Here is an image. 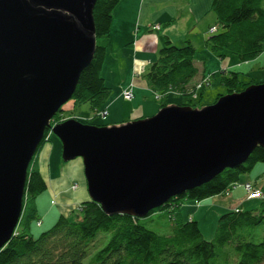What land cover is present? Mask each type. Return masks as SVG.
I'll return each mask as SVG.
<instances>
[{"label": "water", "instance_id": "obj_1", "mask_svg": "<svg viewBox=\"0 0 264 264\" xmlns=\"http://www.w3.org/2000/svg\"><path fill=\"white\" fill-rule=\"evenodd\" d=\"M96 1L0 0V249L18 226L47 129L65 162L83 158L90 199L109 215L143 217L264 148V82L202 109L172 105L126 125L52 127L96 52Z\"/></svg>", "mask_w": 264, "mask_h": 264}, {"label": "trees", "instance_id": "obj_2", "mask_svg": "<svg viewBox=\"0 0 264 264\" xmlns=\"http://www.w3.org/2000/svg\"><path fill=\"white\" fill-rule=\"evenodd\" d=\"M119 2L96 1L93 17L99 41L92 62L83 69L70 100L76 105L89 103L93 111L106 110L111 95L102 76L107 52L103 40L110 34L113 11ZM212 9L220 29L206 42L210 50L221 59L226 53L234 54L240 63L253 62L263 54L264 0H213ZM196 52L190 41L176 46L167 39L146 74L150 89L164 97L174 92L187 96L197 93L190 88L199 73L195 66ZM222 76L227 94L244 91L250 85L244 84L242 88L240 75L235 71ZM55 115L51 125L59 123L63 113ZM49 136L50 130H47L36 154ZM36 160L28 168L29 205L24 212L25 226L0 249V264H264V199L258 208L221 214L215 238L209 241L203 237L198 221H185L180 214L183 202L225 195L238 185L243 175L252 172L259 162L264 163L261 146L251 153L247 162L236 168L227 167L206 184L154 209L148 217L159 211L170 219L171 229L166 235L142 225V218L108 215L91 199L81 204L75 219L60 215L48 230L38 236L32 234L30 222L38 218L34 201L48 187Z\"/></svg>", "mask_w": 264, "mask_h": 264}, {"label": "crops", "instance_id": "obj_3", "mask_svg": "<svg viewBox=\"0 0 264 264\" xmlns=\"http://www.w3.org/2000/svg\"><path fill=\"white\" fill-rule=\"evenodd\" d=\"M212 6L213 0H120L113 11L110 34L103 40L107 52L102 76L111 89L115 88L107 101L108 115L104 124L118 126L120 123L157 114L159 108L147 100L149 92L146 89L150 87L146 74L150 65L157 61L159 50L167 39L176 46H182L190 41L199 52L195 54V66L198 67L199 73L193 82L219 70L220 65L216 59L219 55L210 51L206 45L211 36L210 27H218L217 16ZM201 54L206 55V60L202 59ZM131 86L134 97L128 102L123 100L124 103L119 102L123 90ZM125 107L128 111L124 112ZM61 154L60 142L57 143L52 138L36 158L38 169L48 185L46 192L36 200L38 217L42 220V228H37L38 230L35 228L37 231L48 230L60 215H69L79 204L89 200L86 178H83L82 160L77 159L65 164ZM249 176L250 174L245 176L244 184L249 182L247 181ZM75 183L78 184L77 190L72 189ZM254 183L262 188L260 183L256 181ZM244 184L239 182L230 190L228 196L217 195L228 199L219 203L224 212L236 208L245 209L243 205L250 200L247 201ZM46 203L49 206L51 203L57 211H54V207L46 209ZM184 205L193 203L186 201ZM187 210L184 209L183 214H186ZM182 211L183 208L181 213ZM30 231L34 235L37 233L32 228Z\"/></svg>", "mask_w": 264, "mask_h": 264}, {"label": "rangeland", "instance_id": "obj_4", "mask_svg": "<svg viewBox=\"0 0 264 264\" xmlns=\"http://www.w3.org/2000/svg\"><path fill=\"white\" fill-rule=\"evenodd\" d=\"M156 27H159V26L156 25ZM214 27H217V26H214ZM218 27H219V25H218ZM218 27H217V31H218ZM219 29H220V27H219ZM217 31H214L213 27H210L209 33L212 34V33H216ZM178 46H180V45H178ZM198 53L199 52H197V54ZM226 54H227L226 57L222 58V59L220 57H216V59L219 62L220 68H219V70L214 72L215 74L210 73V76L209 75L202 76L201 79H203L204 77L210 79V82L207 86H204L202 89H198L197 86L201 82V80L191 83L190 88H193L194 92H198V93H195V94L193 93L190 96L189 95L187 96V95H182V94L181 95L176 94L174 92V93H170L168 96L164 97L161 93H159V94L155 93L153 90L147 88L146 90L149 92V94H148L149 97H147V100L148 101L150 100V102L154 103L159 108L157 114L163 108L170 107L172 105L179 106V107L189 106L191 108L193 107L196 109H202L203 107L213 105L215 102H217L219 99H221L223 97V95L227 94V87L224 84H222V77H223L222 75L226 72H233V71L238 72L240 75L241 81H242V86H243L242 88H244V84H250L247 86V87H249L251 85H255V84H259V83L264 82V52L259 58L255 59L253 62L251 61V62H243V63H240L238 58L234 54H229V53H226ZM201 56H202V59L206 60V55L201 54ZM228 62H229V64H228ZM129 89L130 90L133 89V86L127 88L126 90H123L124 92L122 94V99L119 100V102H121V103H124L123 101L128 102L129 100H131L134 97V91L131 90L133 96H131L127 99L125 98V93H127L129 91ZM112 90H115V88L111 89V91ZM125 111H128L126 107H125L124 112ZM58 113H61V114L63 113L64 116L62 115L58 118L59 123H57V124H62L65 121L76 119L84 125L87 124V125H92V126H96V127L97 126H99V127L117 126V125H108V124L106 125L103 123L105 121V119H107V115H108L107 109L103 110V111L102 110L93 111V110H91V106L89 103L76 105L72 101H69L66 103L63 110H61ZM157 114H155L153 116H156ZM153 116H150V117H153ZM150 117L149 118H139V119H150ZM139 119L130 120L124 124L120 123V125H126V124H129V122L139 121ZM53 120H54V118L51 120V122ZM55 125H56V123H54V125H51V126L54 127ZM120 125H118V126H120ZM47 130H50V136L48 137V141L45 142L44 145L48 142H51V140L53 138V141H57V143L60 142V146L62 147V143H61L60 139L55 134H53L52 129H47ZM45 134H46V132H45ZM44 137H45V135H44ZM44 145L41 147L42 149L40 150V152H38V154L34 155L33 160H34V158L36 159V157L39 156V154L43 150ZM62 150H63V147H62ZM52 158H53V164H54V157H52ZM61 158H62V154H61ZM77 159H81L82 163H83L82 157H77L76 159L71 160V161H66V162L64 160L63 161L66 164L68 162H74ZM37 160H36V163H37ZM69 164H73V163H69ZM83 168H85V167L83 166ZM249 174H250V176L247 179V181H249V182H247V183L248 184L253 183L256 187H258L257 184L254 183V181H256L257 183H260V185L262 186L263 191H264V163L259 162L252 169V172H249L248 174L243 175L240 178L239 182H242L244 184L245 176H248ZM84 177H85V175L83 176V178ZM86 183H87V180H86ZM247 183L244 184V187H243V185H241L245 192H246L245 185ZM77 188H78V184L77 183L73 184L72 189L77 190ZM239 188L241 190V187H239ZM262 188L259 186L258 187L259 190L257 189L258 191H261V193H262L261 195H263L262 198H260V199H253L252 198L251 199L250 197H248L249 195L246 192L247 201H249V200L250 201L248 203L246 202L243 205L245 209L236 208L235 211H238L239 209L250 210L253 208H258L260 203H261L260 201L264 199V192L262 191ZM233 191L234 190H232L231 193ZM228 193L230 194V190L228 191ZM39 196H37L36 200L38 199ZM224 196H227V195L225 194ZM244 196H245V194H244ZM89 199H90V196H89ZM36 200L34 202H36ZM221 200L223 201V200H228V199H226L225 197H218V196L217 197H210V198H207V200L196 201V202L190 201L193 203V205H186V206L184 205V204H186V201H185L181 204L180 214L184 220L198 221V225L201 228L203 237H205V239L208 241L213 240L215 238V233H216V230L218 228L217 224H218L219 217L221 216L220 214L225 213L224 212L225 210H222L221 206L219 205V203L221 204ZM23 202H24V207L22 210V215L19 219V222L17 223L18 226L16 227L14 234H16V232L21 231L25 226V224H24L25 220H23L25 217L24 212L26 211L25 210L26 206L29 205L28 201H27V192H26V195L24 197ZM29 202H30V200H29ZM81 204H79L77 209L73 210V212H70V214L67 215L66 217L68 219L69 218L75 219V217L80 214ZM189 206H192V208H188ZM200 206H202V207L199 208ZM51 207H54V211H57V208L55 206H52L51 203H50V206L47 203L45 204L46 209L51 208ZM182 208H183V211L181 213ZM155 209H157V208H155ZM184 209H188L186 214H183ZM151 212L152 211H150L148 214H146L143 217H139V218H142L140 220L141 224L145 225L148 229H151L153 231H157L158 233H160L162 235H166L167 233H169L170 229H171L170 228L171 222H170L169 217H167L166 213H162V212L158 211V212H155L153 215L148 217V215ZM218 213H220V214H218ZM122 214H126V213H122ZM122 214H119V215H122ZM56 221H55V223H56ZM30 223H31L30 230L32 228L34 231H37L39 228H42V220L39 219V217L35 220H32ZM35 228L36 229L38 228V229L36 230ZM40 232H43V231H37L36 236H38V234ZM101 240H102V238H101Z\"/></svg>", "mask_w": 264, "mask_h": 264}, {"label": "built area", "instance_id": "obj_5", "mask_svg": "<svg viewBox=\"0 0 264 264\" xmlns=\"http://www.w3.org/2000/svg\"><path fill=\"white\" fill-rule=\"evenodd\" d=\"M213 30L214 31H217V27H213ZM206 82V83H205ZM209 82H210V79L209 78H206V77H204L203 79H201V82L198 84V89H202L204 86H207L208 84H209ZM205 83V84H204ZM132 90V89H131ZM130 89H129V91L127 92V93H125V98L127 99V98H129V97H131V96H133V94H132V91H131ZM157 97V96H156ZM258 189V187H256L253 183H247L246 185H245V190H246V192L248 193V197H250L251 199L253 198V199H260V198H262V196L263 195H261L262 193H261V191H258L257 190ZM228 192H226V195L228 196Z\"/></svg>", "mask_w": 264, "mask_h": 264}]
</instances>
